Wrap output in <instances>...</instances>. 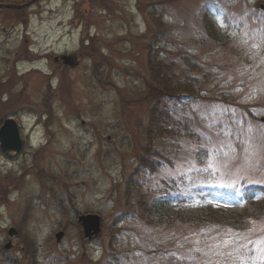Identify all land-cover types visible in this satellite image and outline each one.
Segmentation results:
<instances>
[{"label":"rangeland","instance_id":"obj_1","mask_svg":"<svg viewBox=\"0 0 264 264\" xmlns=\"http://www.w3.org/2000/svg\"><path fill=\"white\" fill-rule=\"evenodd\" d=\"M262 4L36 0L24 13L0 10V122L13 117L25 140L17 157L0 150V264H106L125 183L151 139L165 154L155 157L152 187L182 192L189 201L170 207L165 232L132 221L120 226L136 239L121 245L128 251L123 264H161L162 250L187 259L192 249L188 238L179 247V212L193 217L186 230L197 221L203 227L243 221L231 250L246 264H264V192L252 201L241 194L248 185L264 186ZM157 38L167 45L155 44L151 53ZM72 53L78 66L54 62ZM161 76L178 89L193 84L197 96L177 105V124L161 117L166 129L151 137L150 91L163 87ZM196 188L238 194L203 202L191 196ZM60 201L79 212H64ZM87 213L102 217L101 234L90 241L76 222ZM11 227L18 232L13 238Z\"/></svg>","mask_w":264,"mask_h":264},{"label":"trees","instance_id":"obj_2","mask_svg":"<svg viewBox=\"0 0 264 264\" xmlns=\"http://www.w3.org/2000/svg\"><path fill=\"white\" fill-rule=\"evenodd\" d=\"M209 16V14H207ZM212 22L213 20L210 19ZM164 32L167 28L164 24ZM164 45L160 46L165 49L167 42L162 38H157L153 46H149V51L155 49L154 45ZM159 47V46H158ZM164 51V50H162ZM159 56H162V52L158 50ZM156 78V76H155ZM161 83L163 87L159 89L153 88L150 91L155 101V105L151 107L150 114L153 115L150 118V129L148 134L153 137L154 132L157 129H161L164 133L166 126L161 117H168L172 121L176 122L173 112L178 113L179 108L177 105L184 97H196V91L193 88V84L186 83L181 88L178 89L177 86L173 84V81L161 76ZM152 86H150V89ZM157 92V94H154ZM179 114V113H178ZM180 115V114H179ZM171 130V129H170ZM173 135H176L177 130L173 128ZM154 141H151L145 146L144 154L142 155L138 166L135 168L134 172L131 174L130 178L125 183L124 189V208L118 217L114 220V227L116 230L110 233L109 241L106 249V255L110 257V260L106 264H123V255L127 254L128 251L125 248H121L125 241L132 244L136 241L134 237L128 236L127 234H122L123 229L120 227L125 223L139 222L142 226H147L158 230V232H165L163 229V224L166 222V218L173 216L168 210L173 204L176 206L181 205V203L189 201L182 192H171L170 189L166 188L161 191L153 188L151 183L153 181L154 175L158 172L159 164L155 160V157L164 156L158 149L153 147ZM165 160H169L166 156ZM194 194H199L201 201H205L207 196H210L214 191L204 188H196L193 190ZM198 198V196H195ZM59 209H63L64 212H70L71 207H67L63 201H60ZM72 213L79 212L76 205L72 206ZM179 211V210H178ZM71 213V212H70ZM179 219L183 222L181 225V241H179V247L181 249L184 247L185 243L182 242L185 238H188L187 249H192V252L188 253L187 259L180 258L178 255H171L165 253L163 250L161 252V264H218V261H222L223 264H246L248 262H242V258L239 254H235L231 247L233 245L231 238L234 236L232 234H237V227L241 225L243 221L238 222V226H233L230 224H225L223 222H213L210 221L206 227H203L202 221H197L193 229L186 230L188 225H191L190 220L193 217L190 214H185L179 212ZM177 215V217H178ZM166 224V223H165ZM194 224V222H192ZM165 227V226H164ZM211 234V235H209ZM168 238V237H166ZM165 238V239H166ZM122 245V246H121ZM225 245L227 247L225 248ZM161 248L160 246H158ZM162 249V248H161ZM120 250V251H119ZM151 254L153 251L150 252ZM157 253V252H154ZM222 253H224V260H222ZM128 259V256H125Z\"/></svg>","mask_w":264,"mask_h":264},{"label":"water","instance_id":"obj_3","mask_svg":"<svg viewBox=\"0 0 264 264\" xmlns=\"http://www.w3.org/2000/svg\"><path fill=\"white\" fill-rule=\"evenodd\" d=\"M36 0H31L25 4H14V3H0V9L2 8H23L25 6L31 5ZM264 9V4L261 5ZM64 63L70 66H76L79 63L77 53L66 54L62 56ZM264 121V117L261 119ZM0 147L2 151L9 157L16 156L20 153L23 147V140L20 135L19 126L17 122L8 118L4 121L3 125L0 127ZM15 151V154L11 153ZM77 221L81 223L84 231L85 237L92 238L93 235L97 236L101 232V216L95 213L81 214L78 216ZM10 236L17 234L15 227H11L8 230ZM64 236V232L60 231L56 234L58 241ZM12 243L6 244V248H10Z\"/></svg>","mask_w":264,"mask_h":264},{"label":"flooded vegetation","instance_id":"obj_4","mask_svg":"<svg viewBox=\"0 0 264 264\" xmlns=\"http://www.w3.org/2000/svg\"><path fill=\"white\" fill-rule=\"evenodd\" d=\"M22 13H24V11H22ZM25 15H26V14H25ZM4 30H6V28H4ZM48 58L51 59V58H52L51 55H48ZM54 61H55L56 63H58V60H56L55 58H54Z\"/></svg>","mask_w":264,"mask_h":264}]
</instances>
